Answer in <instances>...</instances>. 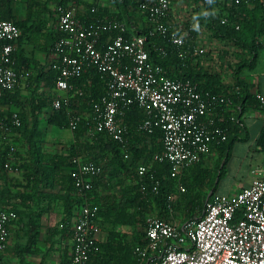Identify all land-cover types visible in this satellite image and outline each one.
Returning a JSON list of instances; mask_svg holds the SVG:
<instances>
[{
  "label": "built area",
  "instance_id": "1",
  "mask_svg": "<svg viewBox=\"0 0 264 264\" xmlns=\"http://www.w3.org/2000/svg\"><path fill=\"white\" fill-rule=\"evenodd\" d=\"M136 1L155 29L173 30V41L184 44L175 32V22L166 18L171 0ZM258 1L264 8V0ZM57 27L63 35L55 39L48 62V67L56 71L52 106L59 109L68 102L59 92L77 91L83 95L84 90L73 79L95 68L106 77L105 92L97 100H90L95 132H103L116 140L127 155L129 130L123 116L132 104L143 115L139 129L149 133L161 131L162 149L153 157L170 162L169 178L176 179L177 183L175 191L167 196L170 217L147 218L146 241L135 247L140 263L264 264V168H256L258 177L235 194L213 192L200 217L183 224L172 218L177 196L186 191L180 180L182 173L203 160L214 143L227 138V129L222 125L226 113L220 102L217 104L220 97L208 89H200L189 78H171L164 74L162 66L149 57L146 36L133 33L127 37L128 26L124 20L105 18L88 23L74 8L59 6ZM107 32L106 39L102 40ZM21 35L22 30L15 21L0 19V98L24 79L15 57ZM257 43L264 46V33ZM203 50L200 47L199 51ZM218 105L222 112L212 109ZM77 119H70L72 129ZM230 119H235V115L231 114ZM21 123L17 112L5 114L0 104V137ZM13 159L12 155L6 158V169H15ZM71 161L70 174L85 197L73 212L72 252L64 264H94L93 256L100 249L102 223L99 206L86 193L92 190L93 179L103 171V164L81 155ZM147 170L144 163L137 166L139 175H145ZM152 190L158 192L159 180L153 183ZM1 200L0 190V252L8 242L10 223L17 218L16 210L1 205ZM0 264L20 263L5 262L0 257Z\"/></svg>",
  "mask_w": 264,
  "mask_h": 264
},
{
  "label": "trees",
  "instance_id": "2",
  "mask_svg": "<svg viewBox=\"0 0 264 264\" xmlns=\"http://www.w3.org/2000/svg\"><path fill=\"white\" fill-rule=\"evenodd\" d=\"M194 1L197 4L192 7L190 13L185 16L183 20L175 23L177 25L175 32L183 38V45H179L173 41V30L160 31L155 29V26L148 19L147 14L140 10L136 0H115V2H117L118 11L106 17L124 20L129 24L130 28L125 33L127 37L133 33L145 35L149 57L155 64L162 66L164 74L171 78H189L193 82H196L200 89H208L221 99L217 104L220 102L219 105L224 107V113H226V120L223 121L222 125L227 129V138L222 142L213 144V147L218 148L220 156L215 169L216 174L211 182L212 192L203 198L194 195L185 204L186 215L189 216L190 219L198 218L203 214L207 201L215 191L214 184L217 182L216 179L219 180L225 172L232 144L239 137L236 131L240 129L242 123L241 116L245 112L247 101L251 99L254 100V102L260 101L258 96L256 99L254 98L249 88V82L242 75L241 71L245 66L252 68L255 65L258 50L264 47L257 43L258 36L264 33V8L260 3H256V6L251 9L248 7L249 5L246 0H240L238 2L236 0ZM60 4L65 6V1L60 0ZM131 6L134 11L141 12L147 18V22L142 25L143 27L141 29L136 27L133 18L129 15V7ZM256 9L261 11L260 23L252 19L251 14ZM99 11L100 9L98 10L97 8V11L92 12V15L85 20L88 23L104 20L105 17H102L104 16L103 12ZM98 13H101V15L98 16ZM169 13L166 17L167 19H169ZM0 19H11L21 28L22 35L18 42L22 39L23 34L29 30L28 18H16L13 0H0ZM223 20L225 21L223 22ZM201 26L205 27L212 37L220 39L225 44L234 45L235 52H239L235 50V46H237L236 49L240 47L250 52V56L247 58L243 57L239 60H235L233 65L231 64V67L233 66V76L235 79L233 87L227 88V85L222 82L221 74L216 69H209L204 65V54L199 51L200 46L198 45V40L202 37ZM133 27H135L133 30L134 32L131 31ZM61 34L63 33L57 30L56 35L53 37L51 48L55 39L61 36ZM108 34L109 32L104 33L101 39L105 40ZM224 51L226 55H228L229 52L231 53V49H224ZM205 54H208V52ZM18 56L23 58V61H28L27 58L24 56L22 57L21 49L18 52ZM33 62L37 64L36 61ZM37 66L38 73L29 76L28 81V86H31V89L29 88L31 95L27 100V104L31 111V125L33 128L30 139H33L35 133L38 132V128H40L39 115L43 111L48 112V123L58 129L71 128L70 119L72 117H78V119L76 121V126L72 129L75 135V141L69 144L64 152L41 153L38 141H31L29 139L32 147L30 154H32L33 163L35 164L33 172L39 175L34 179L36 183L45 182L46 184L49 183L53 185L54 179H58L61 182L64 189L62 195L64 199V212L67 218H69V216L72 215V209L80 205L85 197L75 186L74 179L70 174L69 170L72 165L71 160L78 155L84 157L83 153H86L87 157L84 158H88L92 161L102 163V160H105V163H102L103 171L94 177L92 182L93 188L86 193L88 199L90 198L91 201L99 206L101 223L106 217L113 214L116 218L120 216L119 220H122L121 216L125 215L130 219L132 214L125 212V208L129 204L136 205L137 211L141 216L145 215L147 205H152L157 209L156 215L160 217H170L167 196L171 191H175L177 180L169 178L171 165L168 160H155L153 157L156 152L162 149L161 131L156 129L154 132L149 133L139 129L138 124L143 118V115L138 106L132 104L128 107L123 116V122L127 125L129 130L127 155L124 154V150L116 140L103 132H95L94 137H91L89 140L84 139L83 137L93 125L94 120H90L89 118L85 119L81 116L79 113V106L80 104H84L92 109L90 100H97L105 92V75L95 68H89L80 77L73 79V83L84 90V94L80 95L77 91L69 92L72 94L69 104H64L61 108L55 109L52 106L51 99L52 96L56 95V71L49 67L46 68L47 70L45 71L43 66ZM44 78H47L46 83L49 85L50 89L53 88L55 91V93H50V97L43 95L44 93L38 89L41 79ZM18 90L19 88L16 87L13 91L6 92L5 95L0 98L1 106L2 104L8 103L10 97L13 94L15 96ZM219 105L212 109L222 112V107ZM235 113V119H230V115H235ZM21 120L22 123L20 127H18V131L23 130L22 133L24 134L26 130H29L28 122L24 120V115L21 117ZM245 137L246 136H244V138ZM3 154L4 159L6 153L3 152ZM149 159L152 161L150 167L147 165ZM201 162L202 160L182 173L180 180L186 186V191L184 193L188 191V181L191 177L188 171H193L196 167H198L197 169L201 168ZM141 163L146 164L148 167L145 175H139L137 172V166ZM66 168H68V172H66ZM105 168L108 169L110 175L114 177L120 179L122 176L132 178L128 188L123 189L122 198L120 197L119 201H116V204L113 205L108 204L106 201L105 204H103V201L97 197L95 192L96 181L104 173ZM209 172V169L201 168L196 176L198 183L203 182L209 176ZM156 180H159L158 192L152 190L153 183ZM141 185H145L144 190L141 189ZM173 206L175 210L176 205L173 204ZM129 219L125 220V222H129ZM145 235V232L140 233L135 241L136 246L145 243ZM132 247L133 243L125 234H121L119 231L112 229L108 232L107 239L104 242H100V249L93 256L92 262L94 264H127L129 258H134V256L131 257L130 255Z\"/></svg>",
  "mask_w": 264,
  "mask_h": 264
},
{
  "label": "crops",
  "instance_id": "3",
  "mask_svg": "<svg viewBox=\"0 0 264 264\" xmlns=\"http://www.w3.org/2000/svg\"><path fill=\"white\" fill-rule=\"evenodd\" d=\"M87 1H98V6L96 8H98V10L100 9L99 12L106 11L104 8L107 4H101L99 0H79L78 3L84 7V4H86ZM246 2L249 5L248 7L251 9L256 6V3H259L258 0H246ZM67 4L71 5L70 0H67ZM196 4L197 3H195L194 0H171L169 19L175 23L180 22L190 13V10ZM13 7L14 14L16 15L17 19H29V30L23 34L18 45V50L15 53L17 66L19 67L20 72L23 73L24 79L18 86L19 90L17 93H15L16 95L14 96L13 94L10 97L8 103L2 104V109L4 113L8 115L12 112H17L20 117L24 115V120L28 122L29 125H31V111L29 105L27 104V100L31 95V86H28L29 76H33L38 73L37 65H40L41 67L43 66L45 71L47 70L46 68H48V62L51 55V44L53 37L56 35L58 30L57 13L53 15V12H51L52 9L45 7V5H41V7L35 6L34 0H13ZM88 7L89 5L86 7V9H79L80 11H77L82 19H88L89 16L92 15L90 10H88ZM136 12L141 13L138 11ZM99 15H101V13H98V16ZM251 15L253 21L260 23V10H254ZM134 23L136 24V21H134ZM127 26L129 29L130 25L127 24ZM134 28L135 27H133L131 31H133ZM201 34L202 37L198 40V45L200 47L203 46L204 48L205 45L208 44L206 46L210 48L217 47L218 50L234 49V45L225 44L220 39L212 37L206 28L202 26ZM261 36L262 35L258 36V38ZM236 48L237 46H235V50L243 52V57L247 58L250 56V52L248 50L240 47L239 49ZM20 49L22 51V57L24 56L28 59V61H23V58L18 56ZM31 60L36 61L37 64ZM250 69L257 70V74L252 77L243 76L249 82V88L253 93L254 98L256 99L257 96L259 97L258 94H260V101L258 100L254 102L252 99L247 101L245 112L241 116L242 123L240 129L236 131L239 137L233 142L230 155L227 160L228 163L231 157L237 153L239 155V152L243 153V155L246 157H249L248 173L251 178H248L244 182L242 188L249 186L251 182L258 177L257 173L255 172L256 168H264V47L259 48L255 65ZM46 82L47 78L41 79L38 89L44 93L43 95L50 97V93H55V91L53 88L50 89ZM59 94L61 96L67 97L68 101L70 100L69 93L62 91L59 92ZM53 98L54 96H52V99ZM47 119L48 112L43 111L39 115L40 124L46 126L49 125L50 130H55L56 127L49 124ZM60 130H67L69 137L66 139V141L68 144H71L75 141V135L72 128ZM18 134V129H15L9 133H4L0 137V190L2 193L1 205L4 207H12L17 212V218L10 223L8 242L4 250L0 252V257L5 262H14L20 264H64L72 252V227L75 219L73 212L76 210V208L74 207L72 209V215L67 218V226H69L68 230L71 232L60 226L58 227L57 232L54 226H57L56 223L60 218L66 216L64 212V199L62 198L64 189L58 179L53 180V189H49L47 186L48 183H36L32 173L33 169L35 168V164L33 163V158L29 157L30 152L27 154L25 152L22 153L18 151L19 149H22V147H16V152L11 149L14 147V145L19 144V142L15 140ZM244 136L246 137L244 138ZM214 149L215 150L213 151L211 149L212 152L210 151V153L215 152L216 154H220L218 148L214 147ZM64 151H66V149L59 151L58 153ZM3 152L6 153L4 159ZM10 155L14 156L13 163L15 169H6L4 167L3 163ZM203 160L201 162V166L204 167L203 163L205 160ZM197 168L198 167L194 168L193 171L189 170L188 174L193 177V172ZM66 172H68V168H66ZM108 177H111V175H108ZM108 177L106 175L97 179L95 192L97 197L102 199V201H106L108 204L113 205L116 204V201H119L120 197L122 198L123 189H127L128 186H125L127 184L124 181V184L122 185H120L119 182H115V186H111L110 188V186L107 185V182H112ZM123 178L128 179L124 176ZM130 181L128 179L129 183H131ZM117 193L118 197L115 196ZM56 204L61 205L62 210H54V205L56 206ZM61 211L64 213L63 215L60 213ZM102 225L101 231L99 232V237L101 242H104L107 239L108 231H104L102 229ZM49 247H65V251L62 252L56 248L54 251H51ZM130 255L131 257L133 256L132 251ZM134 261V258H129L127 264H134Z\"/></svg>",
  "mask_w": 264,
  "mask_h": 264
},
{
  "label": "rangeland",
  "instance_id": "4",
  "mask_svg": "<svg viewBox=\"0 0 264 264\" xmlns=\"http://www.w3.org/2000/svg\"><path fill=\"white\" fill-rule=\"evenodd\" d=\"M71 5L67 4V0L65 1L66 7L72 9L74 8L76 11H80L82 9H86V7L89 5L88 10H90V13L97 11V4L98 1H87L85 6H81L79 0H70ZM99 2L102 4H107L106 7L104 8L105 12H103V15L106 17H109L112 15V13H116L118 11V6L117 2L115 0H99ZM121 2V1H120ZM35 6L41 7V5H45V7H49L51 12H53V15L57 13V9L59 6H62L60 4L59 0H34ZM95 3V4H94ZM32 4V3H31ZM101 7V6H100ZM80 9V10H79ZM129 15L136 21V27H139L140 29L143 27L144 23L147 22V18L144 14L142 13H137L136 11L133 10V7H129ZM83 12V11H82ZM78 14V13H77ZM139 14V16H138ZM79 15V14H78ZM103 19V18H102ZM138 21V22H137ZM129 22V21H128ZM130 23V22H129ZM131 24V23H130ZM208 45V44H206ZM204 47L203 54H204V65L208 67L209 69H216L222 77V82H224L227 85V88H231L235 84V79L233 76V66L231 67V64L233 65L235 63V60H239L243 58L242 51L235 52L234 49L231 50V53L229 52L228 55L224 54V50H218V48H210L208 46ZM203 47V46H201ZM208 54H205L207 53ZM234 52V53H232ZM234 62V63H233ZM242 75L244 76H255L257 74V70H252L248 67H243L241 71ZM71 93H69V99H71ZM70 101V100H69ZM69 101L67 103H69ZM66 103V104H67ZM79 113L81 116H83L85 119L89 118L90 120H93V115L90 107L84 104H80L79 106ZM94 125V122H93ZM91 126L90 129L86 132V135L83 137L86 140H89L91 137L95 136V131H94V126ZM40 128H38V132L35 133L33 137V141H38L39 147H40V152L41 153H47V152H59L62 150H65L67 146L69 145L66 141V139L69 137L67 130H60L58 128L51 129L49 125H43L39 124ZM29 130L25 131L24 134L22 131L19 130V134L16 136V141L19 142V144L14 145L13 151L16 152L17 148L22 147V149H19L18 151L22 153H27L31 151V144H30V134L33 133V128L32 125L28 124ZM18 129V128H17ZM31 140V139H30ZM31 140V141H32ZM35 149V148H34ZM215 150L214 147H212V151ZM211 151V152H212ZM84 157H87L86 153H83ZM82 156V155H81ZM219 156L220 154H216L215 152L209 153V155L203 160L204 167L202 166V169H209V176L201 183H198L196 176L198 175L199 171L201 168L196 169L193 174V177H190V180L188 181V191L184 194H179L176 198V208L172 214V218L174 221L178 222L179 224H183L186 220L190 219L189 216L186 215V208L185 204L187 201L193 197L194 195H198L201 198L205 197L207 194L212 192V187H211V182L216 174L215 169L216 165L219 162ZM29 157H32V154H29ZM149 159L147 161L148 167L152 165V161ZM105 163V160H102ZM28 163V162H26ZM248 165H249V157L243 155V153L239 152L233 155L231 159L228 161L226 165V170L223 173V175L220 177V179H216L217 182L214 184L215 186V191L216 193H221V194H235L237 193L242 186L244 185V182L248 179L251 178V176L248 173ZM34 179L38 177L39 175L35 174V172H32ZM110 175V172L108 169L105 168L104 173L101 176H106ZM100 176V177H101ZM125 177V176H124ZM110 179V182H107V185L113 187L115 186V182H119L120 185L124 184V181L126 182L127 185L129 186L131 183L128 182L132 179L131 177L123 178V176L120 178L114 177L111 175V177H108ZM192 178V179H191ZM123 179V180H122ZM131 182V181H130ZM49 189H53V185H50L49 183L47 184ZM124 186V187H125ZM213 186V187H214ZM115 196L118 197V193L115 194ZM102 201V199H100ZM103 204L105 202L103 201ZM52 205V204H50ZM59 209L62 210L61 205H54V210L58 211ZM125 212L131 213L130 219L125 215L121 216L122 220H119L120 216L116 218V216L110 215L106 217L103 221L102 229L104 231H110L112 229L119 231L121 234H125L133 243L132 247V254L134 256V264H145L146 261L143 263H140L139 255L136 252V245L135 241L136 238L140 235V233L145 232L146 228V221L149 216H154L157 214V209L156 207L152 205H147V208L145 210V215L141 216L138 211L137 207L134 204H129L125 208ZM62 215L64 214L62 211L60 212ZM198 214V213H197ZM196 214V215H197ZM105 217V216H104ZM62 219V220H61ZM129 219V222H125V220ZM57 226L55 225V230L58 232V227L66 228L67 231H69V226L68 220L66 216H63L57 221ZM56 232V233H57ZM70 232V231H69ZM51 251H54L55 248L59 251L64 252L65 247H49Z\"/></svg>",
  "mask_w": 264,
  "mask_h": 264
},
{
  "label": "bare ground",
  "instance_id": "5",
  "mask_svg": "<svg viewBox=\"0 0 264 264\" xmlns=\"http://www.w3.org/2000/svg\"><path fill=\"white\" fill-rule=\"evenodd\" d=\"M128 154V153H127Z\"/></svg>",
  "mask_w": 264,
  "mask_h": 264
}]
</instances>
